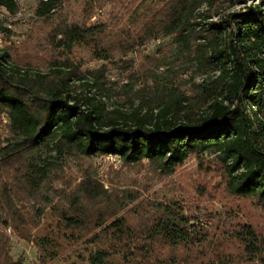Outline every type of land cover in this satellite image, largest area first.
Here are the masks:
<instances>
[{"label": "trees", "instance_id": "trees-1", "mask_svg": "<svg viewBox=\"0 0 264 264\" xmlns=\"http://www.w3.org/2000/svg\"><path fill=\"white\" fill-rule=\"evenodd\" d=\"M247 1L157 0L159 8L138 29L113 36L105 24L62 18L54 25L47 38L53 51L83 46L107 62L172 37L202 74L219 73L213 82L219 90L207 85L194 98L171 97L170 110L156 114L147 108L127 119L104 117L75 94L87 72L18 75L0 56V120L6 118L8 132L0 142V228L36 249L32 264H264V234L251 221H228L214 240L179 204L130 208L135 200L109 192L90 168H81L78 182L63 172L68 159L116 156L170 173L190 155L209 151L229 193L264 212V0L242 12H219ZM61 3L41 0L35 13L48 19ZM0 7L17 9L13 0H0ZM212 17L219 18L207 22ZM203 103H210L205 116ZM227 244L239 254L221 251ZM0 264H24L10 256L1 231Z\"/></svg>", "mask_w": 264, "mask_h": 264}, {"label": "rangeland", "instance_id": "rangeland-1", "mask_svg": "<svg viewBox=\"0 0 264 264\" xmlns=\"http://www.w3.org/2000/svg\"><path fill=\"white\" fill-rule=\"evenodd\" d=\"M40 1L16 0L18 6L14 13L0 7V56L5 57L6 67L9 71L15 67L18 75H43L54 68L62 72L72 69L82 74L87 72L84 80L76 83L79 88L75 94L97 105L104 117L127 119L135 112L144 115L148 109L156 114L162 108L170 110L171 97L191 99L203 90L201 86H219L213 83L219 73L202 74L194 55L172 37L149 42L125 56L114 54L107 62L94 60L91 51L83 46L64 52L53 51L47 43L49 32L62 18L68 24H105L111 36L136 30L159 8L157 0H138L133 6L132 0H62L48 19L39 18L35 13ZM261 2L248 0L246 4L233 6L228 3L220 6L219 12L238 13L248 6H262ZM205 10L203 6L199 12ZM218 18L212 17L207 22H216ZM100 69H104L103 73ZM209 105L203 103L199 111L203 116L208 113ZM6 124L2 115L0 142L7 136ZM41 154L42 158L55 156L54 152ZM81 168H90L109 192L122 197L130 195L135 200L129 204L130 208L179 204L184 215L199 220L214 240H219L222 229L229 226L227 222L236 218L251 221L264 234V212L229 193L220 161L209 151L190 155L170 173L145 160L126 165L116 156L68 159L63 172L78 182ZM22 210L27 214V207ZM0 231L9 238V254L13 260H22L24 264L36 262L37 251L32 245L16 239L9 230L0 228ZM223 250L233 256L239 254L234 245L227 244Z\"/></svg>", "mask_w": 264, "mask_h": 264}, {"label": "built area", "instance_id": "built-area-1", "mask_svg": "<svg viewBox=\"0 0 264 264\" xmlns=\"http://www.w3.org/2000/svg\"><path fill=\"white\" fill-rule=\"evenodd\" d=\"M14 2H15V4L18 6V4H17V2H16V0H13ZM6 9V8H5ZM7 10V9H6Z\"/></svg>", "mask_w": 264, "mask_h": 264}]
</instances>
